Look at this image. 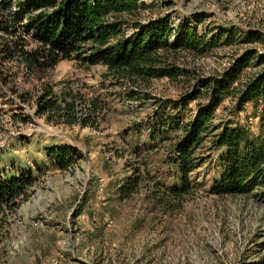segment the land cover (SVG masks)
Segmentation results:
<instances>
[{
    "label": "rangeland",
    "instance_id": "1",
    "mask_svg": "<svg viewBox=\"0 0 264 264\" xmlns=\"http://www.w3.org/2000/svg\"><path fill=\"white\" fill-rule=\"evenodd\" d=\"M139 1L146 7L120 15L128 22L126 33L132 30L129 22L168 17L176 32L188 26L208 38L215 35L214 46L202 55L170 54L186 75L117 82L101 64L87 68L63 60L33 76L19 61L0 59V168L29 170L35 178L15 210L0 215V264H264L261 196L209 193L220 172L215 132L197 151L207 159L191 173L190 193L167 205V187L180 184L168 157L181 133L154 131L162 101L201 88L198 78L221 74L245 49L264 52V0ZM24 38L28 47L34 45ZM253 63L243 82L264 67ZM67 84L82 102L101 101L103 115L94 128L54 124L37 115L43 87L59 92ZM197 101L173 114L172 124L194 117ZM234 102L227 97L212 122L228 117ZM259 111L248 107L240 114L253 137H264L258 116L264 110ZM61 144L79 155L67 169L55 167L48 153ZM128 185L133 188L125 195Z\"/></svg>",
    "mask_w": 264,
    "mask_h": 264
},
{
    "label": "trees",
    "instance_id": "2",
    "mask_svg": "<svg viewBox=\"0 0 264 264\" xmlns=\"http://www.w3.org/2000/svg\"><path fill=\"white\" fill-rule=\"evenodd\" d=\"M145 7L139 0H0V59L19 61L27 74L33 76L53 69L63 60H75L87 68L101 64L117 82L175 80L186 75V70L169 59L170 54L185 50L202 55L214 46L215 35L208 38L188 26H181L176 32L168 17L146 23L129 22L132 30L126 33L128 22L120 15ZM20 28L24 34H19ZM24 36L34 45L28 47ZM231 40L226 36L227 42ZM252 61L253 65H263L264 52L245 49L221 74L198 78L197 85L201 88L195 86L179 99L165 100L163 106L159 105L162 110L155 113L154 131L181 133L170 144L168 157L178 170L180 184L167 187L171 195L167 205L190 193V175L207 159L197 151L214 132L212 147L219 151L216 160L220 172L209 193L223 196L256 191L254 195L264 201V137H253L240 122V114L247 113L248 107L253 111L264 110V67L242 81V74ZM2 76L0 71V79H4ZM42 90L37 97V115L47 122L94 128L103 115L99 99L82 102L81 94L71 84L59 92H54L51 85ZM229 96L235 97V102L228 117L214 124L216 109ZM195 101L194 117L181 126L172 124L173 114L184 112ZM258 116L259 128L263 129L264 112ZM48 153L59 169H67L79 157L75 148L62 144ZM34 181L29 170L1 167L0 215L14 211L18 199L26 196ZM132 188L130 185L123 188L125 195Z\"/></svg>",
    "mask_w": 264,
    "mask_h": 264
}]
</instances>
